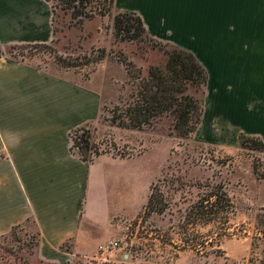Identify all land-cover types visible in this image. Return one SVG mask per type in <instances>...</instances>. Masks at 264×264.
Segmentation results:
<instances>
[{
    "label": "rangeland",
    "instance_id": "374dc122",
    "mask_svg": "<svg viewBox=\"0 0 264 264\" xmlns=\"http://www.w3.org/2000/svg\"><path fill=\"white\" fill-rule=\"evenodd\" d=\"M115 1L90 0L86 11L97 14L77 20L54 0L50 43L45 47L0 46L1 55L7 58L97 90L101 95L98 117L83 126L93 150L98 156L138 157L132 167L145 181L150 178L149 195L155 185L157 207L165 208L159 214L147 210L146 203L133 219H115L110 240L117 241L119 250L97 251L72 264H103L104 260L121 261L122 256L130 264H175L179 260L183 264H264V150L252 143L247 144L250 148L201 143L199 125L189 138H178L170 114L151 118L150 125L139 130L111 122L113 111L116 116L133 106L139 77L150 67L163 66L166 52L177 47L148 34L132 42L116 38L114 16L125 10H118ZM119 1L137 3L148 15L167 20L179 31L180 45L195 51L203 62L210 47L203 33L192 28L186 10L194 8L195 18H202L199 25L205 27L208 22L216 35L264 32V7H226L218 0L213 8L192 7L182 0ZM218 190L227 194L232 205L227 223L204 224L190 215L200 197ZM35 241L30 224L0 237V264H44L35 258Z\"/></svg>",
    "mask_w": 264,
    "mask_h": 264
},
{
    "label": "crops",
    "instance_id": "0c3cea01",
    "mask_svg": "<svg viewBox=\"0 0 264 264\" xmlns=\"http://www.w3.org/2000/svg\"><path fill=\"white\" fill-rule=\"evenodd\" d=\"M182 1L216 6V0ZM218 1L226 7H264V0ZM115 6L137 13L150 37L191 52L206 69L201 143L235 148L242 134L264 144V32L216 35L208 22L199 25L194 8L186 10L210 47L203 62L180 45L179 31L167 20L148 15L137 3L116 0ZM52 36L45 0H0V46L48 44ZM100 104L94 88L0 56V237L30 224L35 258L44 264L95 255L112 238V221L133 219L148 201L151 180L132 167L138 157L100 155L89 163L72 151V132L94 122ZM122 257L114 261L130 264Z\"/></svg>",
    "mask_w": 264,
    "mask_h": 264
},
{
    "label": "trees",
    "instance_id": "16d2710c",
    "mask_svg": "<svg viewBox=\"0 0 264 264\" xmlns=\"http://www.w3.org/2000/svg\"><path fill=\"white\" fill-rule=\"evenodd\" d=\"M45 1L52 11L53 35V16L56 7L51 3L54 0ZM87 3H90V0H56V5L62 10H69L73 18L77 20L90 19L97 14L96 11H86ZM146 34L148 32L143 21L135 12L119 11L114 16V36L121 41H138ZM148 36L150 37L149 34ZM28 46L45 47L46 44ZM166 54L163 66L150 67L144 77H139L137 99L133 106H128L124 112L120 111L116 116L117 111H113L111 119L113 124L121 128L139 130L145 125H150L151 118L170 114L174 117L173 131L176 137L187 139L193 134L203 115L205 90L208 83L207 71L196 56L187 50L172 47ZM127 73L130 75L128 70ZM71 137L72 151L83 161L91 163L93 159H91L90 150L94 147L89 142L86 129L80 127L74 130ZM238 140L241 148H250L247 144L252 143L255 148L264 150V144L257 138L240 134ZM96 156H98L97 152ZM156 191L154 185L151 188L146 209L160 214L165 208L157 207L159 199ZM231 210L232 205L227 194L218 190L200 197L191 207L190 215L204 224H224L228 222ZM18 227L21 226H16L12 230ZM36 246L37 241L34 243V247Z\"/></svg>",
    "mask_w": 264,
    "mask_h": 264
},
{
    "label": "built area",
    "instance_id": "2783aa9c",
    "mask_svg": "<svg viewBox=\"0 0 264 264\" xmlns=\"http://www.w3.org/2000/svg\"><path fill=\"white\" fill-rule=\"evenodd\" d=\"M90 156H91V159H95L96 156V151L95 150H90ZM119 246H118V243L116 240H109L103 244H101L98 248H97V251L100 252V254H110V253H113L114 251H117L119 250L118 249ZM103 264H118L116 263L114 260H104V263Z\"/></svg>",
    "mask_w": 264,
    "mask_h": 264
}]
</instances>
